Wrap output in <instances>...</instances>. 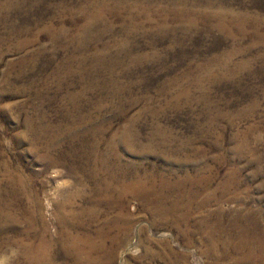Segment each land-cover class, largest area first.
I'll return each mask as SVG.
<instances>
[{
    "label": "rangeland",
    "instance_id": "374dc122",
    "mask_svg": "<svg viewBox=\"0 0 264 264\" xmlns=\"http://www.w3.org/2000/svg\"><path fill=\"white\" fill-rule=\"evenodd\" d=\"M138 183L193 210L156 213ZM0 195L6 255L89 233L107 264H239L208 217L264 264V0H0Z\"/></svg>",
    "mask_w": 264,
    "mask_h": 264
},
{
    "label": "bare ground",
    "instance_id": "6f19581e",
    "mask_svg": "<svg viewBox=\"0 0 264 264\" xmlns=\"http://www.w3.org/2000/svg\"><path fill=\"white\" fill-rule=\"evenodd\" d=\"M240 17V16H239ZM236 19V18H235ZM241 30V29H240ZM243 30V29H242ZM175 172V171H174ZM127 175V174H126ZM125 175V176H126ZM149 175V174H148ZM192 175V174H191ZM195 176V175H194ZM129 177V176H128ZM152 178V177H151ZM155 178V177H154ZM165 178V177H164ZM187 178V177H186ZM192 178V177H191ZM198 178V177H197ZM209 178V177H208ZM189 179V178H188ZM187 179V180H188ZM163 180V178H162ZM185 180V177H184ZM185 180V181H187ZM195 180V179H194ZM211 180V179H210ZM143 181V180H142ZM147 181V180H146ZM202 181V180H201ZM200 182V181H199ZM204 182V181H203ZM125 183V182H124ZM135 183V182H134ZM129 184V183H128ZM170 184V183H169ZM172 184V183H171ZM177 185V184H176ZM180 185V184H179ZM188 185V183H187ZM119 186V185H118ZM178 186V185H177ZM207 186V185H206ZM121 187V186H120ZM124 187V186H123ZM129 187V186H128ZM108 188H111V185L108 184ZM122 188V187H121ZM165 188L167 189H171L173 188V186H166ZM177 187H174V189ZM187 188V187H186ZM123 189V188H122ZM166 189V190H167ZM204 189V188H203ZM111 190V189H110ZM120 190V188H119ZM137 190L139 193H143L144 195V201H145V205L147 206V208L149 209H153L155 210L156 213H160L162 215H168L171 212H177L179 211V205H181V203H185L186 205V209L187 211L191 212V210H193V208L191 209L192 204L194 202V196L191 193L188 192H179L178 189V193H172L171 196H166L164 195V192L161 190H158L155 186L151 185L148 186L147 184H143L142 183H138L137 185ZM206 190V189H205ZM204 190V191H205ZM225 190V189H224ZM11 191V190H10ZM133 191V190H132ZM189 191V190H188ZM213 191V190H212ZM215 192V191H213ZM193 193V192H192ZM199 193V192H198ZM201 193V192H200ZM203 193V192H202ZM207 193V192H206ZM218 194V193H217ZM8 195V194H7ZM197 195V194H196ZM228 195V194H227ZM234 195V194H233ZM1 196V195H0ZM3 196V195H2ZM5 197H7L6 195H4ZM71 197L69 198V200L67 202L61 203L59 206V210L57 211V218L59 220V223L61 225H68L71 222L70 217L71 216H75V212L74 210L69 211L68 210V206H71L73 208V205H75L78 195L74 192L70 195ZM139 196V195H138ZM213 196V195H212ZM211 194L207 195V194H200L197 195V197L195 198V201H197L201 206V208L204 209V207L207 205V203L211 200L212 198ZM215 196V194H214ZM218 196V195H217ZM228 197V196H227ZM234 197V196H233ZM237 197V196H236ZM215 198V197H213ZM212 198V199H213ZM222 198V197H221ZM1 199V198H0ZM3 199V198H2ZM9 199V198H8ZM12 199V198H11ZM223 199V198H222ZM229 199V198H228ZM239 199V198H238ZM7 200V199H4ZM216 200V199H215ZM234 200V199H233ZM236 200V199H235ZM240 200V199H239ZM4 202V201H3ZM9 202V201H8ZM213 202V201H212ZM221 202V201H219ZM2 204V202H0ZM6 203V202H5ZM215 202H213L214 204ZM226 203V202H225ZM228 203V202H227ZM11 204V203H10ZM9 204V205H10ZM7 205V203L5 204ZM209 205V204H208ZM223 205V204H222ZM78 206V205H77ZM182 207L184 205H181ZM219 206V205H218ZM224 206V205H223ZM222 206V207H223ZM200 208V207H199ZM225 208V207H224ZM1 209V207H0ZM3 209V208H2ZM75 209V208H74ZM83 209V208H82ZM191 209V210H190ZM221 209V207H220ZM219 209V210H220ZM246 209V208H245ZM253 209V208H251ZM4 210V209H3ZM2 210V211H3ZM11 210V209H10ZM8 210V211H10ZM205 210V209H204ZM223 210V209H222ZM78 211V210H77ZM181 211V209H180ZM206 211V210H205ZM216 211V210H215ZM225 211V209H224ZM249 211V210H248ZM253 211V210H252ZM85 212V211H84ZM187 212V214L189 213ZM210 212V211H209ZM218 212V209H217ZM221 212V211H220ZM219 212V213H220ZM228 212V211H227ZM243 212V211H242ZM251 212V211H249ZM258 212V211H257ZM7 214V212H5ZM21 213V212H20ZM79 213V211H78ZM207 213V212H206ZM223 213V212H222ZM225 213V212H224ZM223 213V214H224ZM229 213V212H228ZM247 213V211H246ZM74 214V215H73ZM187 214L182 213L179 214V221H184V222H188L187 220ZM211 214V213H210ZM216 214V212H215ZM232 214V213H231ZM245 214V213H244ZM248 214V213H247ZM3 215V214H2ZM1 214L0 216L3 217ZM11 215V219L13 217L12 214H7V217L10 218ZM16 215V214H15ZM77 215V214H76ZM165 215V216H166ZM175 215V214H174ZM189 215V214H188ZM219 215V214H218ZM217 215V216H218ZM225 215V214H224ZM223 215V216H224ZM230 215V214H229ZM238 215V214H237ZM6 216V215H5ZM4 216V217H5ZM176 216V215H175ZM191 216V215H190ZM193 216V215H192ZM203 216V215H201ZM209 216V215H208ZM214 216V215H213ZM221 216V215H220ZM7 217H5L7 219ZM79 217V216H77ZM76 217V218H77ZM174 217V216H173ZM212 217V216H211ZM231 217V216H229ZM228 217V218H229ZM234 217V216H232ZM254 217V216H253ZM72 218V217H71ZM167 218V217H166ZM191 218V217H190ZM202 218V217H201ZM200 218V219H201ZM206 218V217H205ZM78 219V218H77ZM222 219V218H221ZM220 219V220H221ZM238 219V218H237ZM257 219V218H256ZM14 220V219H13ZM20 220V219H19ZM57 220V221H58ZM75 220V219H74ZM211 220V219H210ZM215 220V219H214ZM219 220V217H218ZM219 220V222L216 224H211L208 222V217H207V221H203L201 223V227H200V233L202 234L201 239L203 240L204 243L209 244H214L218 239L222 240L224 243L230 244L231 243H236L237 244V248L238 250L236 251H240V257L238 259H236V261L239 264H246L249 262V264H251L250 261L255 260L257 257V255L259 254V242L257 239L252 238L249 236V232H247L248 227L246 226H241V229L238 230V234L235 235V233H233V229L229 230L230 228H226L227 225H223V223H221ZM230 220V219H229ZM245 220V219H244ZM5 221V220H4ZM7 221V220H6ZM9 221V220H8ZM16 221V219L14 220ZM247 221H251V220H247ZM216 222V221H215ZM228 222V221H227ZM258 223V221H256ZM10 223V222H9ZM17 223V222H16ZM73 223V222H72ZM214 223V222H213ZM234 223V222H233ZM236 223V222H235ZM6 224V223H5ZM8 224V223H7ZM129 224V223H128ZM188 224V223H187ZM199 224V223H198ZM197 224V226H198ZM226 224V223H225ZM239 224V223H238ZM242 224V223H241ZM237 225V224H236ZM253 225V224H252ZM3 226V224H2ZM240 226V225H239ZM261 226V225H260ZM235 227V226H234ZM258 227V226H257ZM3 228V227H2ZM5 228V227H4ZM29 228V227H28ZM253 228V227H252ZM1 229V228H0ZM67 229V228H66ZM75 229V228H74ZM256 229V228H255ZM254 229V230H255ZM6 230V229H5ZM102 230V229H101ZM198 230V229H197ZM236 230V229H235ZM42 231V230H41ZM48 231V230H47ZM262 231V230H261ZM259 231V232H261ZM5 232V231H4ZM46 232V231H45ZM62 233V231H61ZM100 233V232H99ZM103 233V231H102ZM254 233V232H253ZM85 234V233H84ZM101 234V233H100ZM257 234V233H256ZM260 234V233H259ZM264 234V233H263ZM25 235V234H24ZM39 235V233H38ZM63 235V234H62ZM67 235V234H65ZM74 235V234H73ZM72 234L68 235L66 239H64L62 236V238L64 240H62L61 242H57L54 238L52 237H48V235H44L42 236L39 241L36 242H31V243H25V242H18L16 243V246L18 247V252L17 255L14 254L15 250L8 248L7 250L9 251V255H6V253H2L3 250H0V264H60V258L63 259L64 264H107L108 262L105 261L104 259L98 257L97 255L94 254V252H97V244L96 242L93 241L92 237L90 236V234L88 233V235L86 236H73ZM83 235V234H82ZM99 235V234H97ZM106 235V234H105ZM262 235V234H261ZM107 236V235H106ZM255 237V235H253ZM257 236V235H256ZM259 236V235H258ZM257 236V237H258ZM264 236V235H263ZM40 237V236H39ZM102 237V236H101ZM100 237V238H101ZM104 237V236H103ZM99 238V237H98ZM262 238V237H260ZM259 238V240H260ZM21 239V238H20ZM30 239V238H29ZM60 239V238H59ZM19 240V239H18ZM105 240V239H104ZM16 241V240H15ZM103 241V240H102ZM10 242V241H9ZM8 242V243H9ZM17 242V241H16ZM100 242V241H99ZM107 242V241H106ZM218 242V241H217ZM14 243V242H13ZM261 243V242H260ZM264 243V242H263ZM10 244V243H9ZM217 244V243H215ZM226 244V245H227ZM235 244V245H236ZM262 244V243H261ZM100 245V244H99ZM108 245V244H107ZM263 245V244H262ZM102 246V245H101ZM104 246V245H103ZM216 246V245H215ZM219 246V245H218ZM232 246V245H230ZM57 247H60L64 253L63 257H55L53 254V251H55V249ZM105 247V246H104ZM264 247V246H263ZM214 248V247H213ZM217 248V247H216ZM225 248V247H224ZM229 248V247H228ZM1 249V248H0ZM3 249V248H2ZM102 249V248H101ZM107 249V248H106ZM111 249V248H110ZM227 249V248H226ZM6 250V251H7ZM59 250V249H58ZM103 250V249H102ZM105 250V248H104ZM5 251V252H6ZM100 251V250H99ZM106 251V250H105ZM103 251V252H105ZM110 251V250H109ZM108 251V252H109ZM219 251V249H218ZM262 251V250H261ZM107 252V251H106ZM102 253V251H101ZM113 253V252H112ZM222 253V252H221ZM220 253V254H221ZM263 253V252H262ZM105 254V253H104ZM109 255V253H107ZM111 254V253H110ZM114 254V253H113ZM216 254V253H215ZM231 254V253H230ZM57 255V254H56ZM103 255V254H102ZM106 255V254H105ZM115 255V254H114ZM113 255V256H114ZM224 255V253H223ZM229 255V254H228ZM236 255V254H235ZM239 255V254H238ZM112 256V257H113ZM222 256V255H221ZM232 256V255H230ZM260 256V255H259ZM263 256V254H262ZM228 257V256H227ZM107 258V257H106ZM224 258V256H223ZM260 258V257H259ZM109 259V258H108ZM231 259V258H230ZM233 259V258H232ZM231 259V260H232ZM112 260V259H109ZM258 260V259H257ZM113 261V260H112ZM235 262V261H234ZM111 263V262H110ZM233 263V262H232ZM171 264V263H170Z\"/></svg>",
    "mask_w": 264,
    "mask_h": 264
}]
</instances>
